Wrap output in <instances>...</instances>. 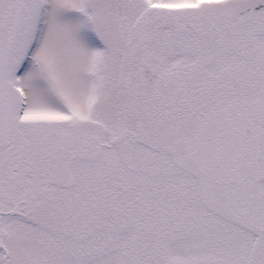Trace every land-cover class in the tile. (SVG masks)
Segmentation results:
<instances>
[{
	"label": "snow or ice",
	"instance_id": "snow-or-ice-1",
	"mask_svg": "<svg viewBox=\"0 0 264 264\" xmlns=\"http://www.w3.org/2000/svg\"><path fill=\"white\" fill-rule=\"evenodd\" d=\"M0 264H264V0H0Z\"/></svg>",
	"mask_w": 264,
	"mask_h": 264
}]
</instances>
